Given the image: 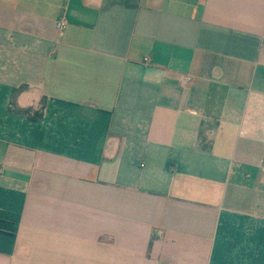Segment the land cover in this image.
Listing matches in <instances>:
<instances>
[{
    "label": "crops",
    "instance_id": "crops-1",
    "mask_svg": "<svg viewBox=\"0 0 264 264\" xmlns=\"http://www.w3.org/2000/svg\"><path fill=\"white\" fill-rule=\"evenodd\" d=\"M0 264H264V0H0Z\"/></svg>",
    "mask_w": 264,
    "mask_h": 264
},
{
    "label": "trees",
    "instance_id": "trees-1",
    "mask_svg": "<svg viewBox=\"0 0 264 264\" xmlns=\"http://www.w3.org/2000/svg\"><path fill=\"white\" fill-rule=\"evenodd\" d=\"M24 86H21L19 88H14L11 91L10 95V104L8 106V111L19 115V116H24L33 120H40L43 116V109H44V103H42L41 108L34 112L31 108H18L14 106V100L16 96L23 90ZM33 113V114H32Z\"/></svg>",
    "mask_w": 264,
    "mask_h": 264
},
{
    "label": "built area",
    "instance_id": "built-area-1",
    "mask_svg": "<svg viewBox=\"0 0 264 264\" xmlns=\"http://www.w3.org/2000/svg\"><path fill=\"white\" fill-rule=\"evenodd\" d=\"M65 24H66L65 21H59V22L57 23V28H58L59 30H62V29L64 28ZM145 60H146V59H145ZM181 82H182V85H183V86H186V85L190 84L191 79H190L189 76H183V77L181 78Z\"/></svg>",
    "mask_w": 264,
    "mask_h": 264
}]
</instances>
